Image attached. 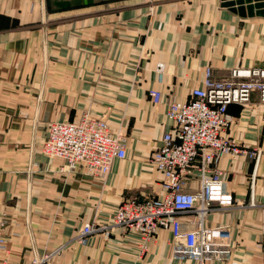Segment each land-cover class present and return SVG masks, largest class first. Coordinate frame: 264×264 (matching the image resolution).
<instances>
[{
  "label": "crops",
  "instance_id": "1",
  "mask_svg": "<svg viewBox=\"0 0 264 264\" xmlns=\"http://www.w3.org/2000/svg\"><path fill=\"white\" fill-rule=\"evenodd\" d=\"M223 0H0V219L6 250L0 260L28 264L66 244L53 264H200L173 255V235L160 230L142 253L139 235L97 231L75 240L85 222L111 223L130 196L164 194L151 162L165 132L169 102L185 101L234 67L264 68V16H242ZM158 70H163L162 79ZM162 93L155 103L149 91ZM108 113L127 138L126 157L106 179L60 170L44 152L50 123L83 113ZM226 134L260 151L258 158L225 154L217 165L235 204L209 212L210 226L228 225L238 264H264V103L228 107ZM192 188L197 182H192ZM255 199L256 205L247 203ZM196 214H186L183 226ZM204 264H232L210 260Z\"/></svg>",
  "mask_w": 264,
  "mask_h": 264
},
{
  "label": "built area",
  "instance_id": "2",
  "mask_svg": "<svg viewBox=\"0 0 264 264\" xmlns=\"http://www.w3.org/2000/svg\"><path fill=\"white\" fill-rule=\"evenodd\" d=\"M211 75L212 69L207 67L203 87L194 88L185 101L172 100L168 104L166 116L173 128L165 132L161 145L151 155V162L162 173L164 194L123 199L111 224L85 222L75 240L87 245L97 231L123 228L137 233L141 248L147 249L160 230H168L173 235V255L177 258H191L200 264L210 260L238 264L233 257L230 226H210L206 219L210 211L235 204L233 194L224 189L227 175L217 165L219 159L225 154L249 159L260 155L257 148L240 144L225 132L232 121L230 104L248 102L254 91L264 103V68L234 67L223 81H213ZM149 96L155 103L163 98L155 89L149 91ZM86 113L81 120L50 123L44 152L51 154L48 146L62 139L66 144L54 156L64 161L60 170L74 171L83 164L87 175L106 179L114 160L126 157L127 138L111 132L105 115L91 117ZM192 182H197L195 188ZM256 203L251 199L247 204ZM189 213H195L196 219L187 215L189 222L183 226L182 218ZM6 226V218H1L0 251L6 250ZM65 247L66 244L46 251L28 264H53ZM0 264L11 263L3 259Z\"/></svg>",
  "mask_w": 264,
  "mask_h": 264
},
{
  "label": "water",
  "instance_id": "3",
  "mask_svg": "<svg viewBox=\"0 0 264 264\" xmlns=\"http://www.w3.org/2000/svg\"><path fill=\"white\" fill-rule=\"evenodd\" d=\"M223 3L242 16H264V0H223Z\"/></svg>",
  "mask_w": 264,
  "mask_h": 264
},
{
  "label": "bare ground",
  "instance_id": "4",
  "mask_svg": "<svg viewBox=\"0 0 264 264\" xmlns=\"http://www.w3.org/2000/svg\"><path fill=\"white\" fill-rule=\"evenodd\" d=\"M240 67V66H239ZM243 68H245V67H243ZM248 68H251V67H248ZM255 68H260V67H255ZM158 75H159V77H160V79H162V75H163V70H158ZM196 88H198V87H196ZM156 90V89H155ZM159 91V90H158ZM161 92V91H160ZM178 101H181V100H178ZM85 114H87L86 112L85 113H83V115L81 116V118H79V120H81L82 119V117L85 115ZM103 115H105L106 116V119H107V121H108V115H107V113H104V114H102V115H100V116H98V117H102ZM89 116H91V117H93L90 113H89ZM94 117H96V116H94ZM63 121H68V120H63ZM57 122H62V121H57ZM108 124H109V126H110V129H111V132L113 133V134H115L114 132H113V130H112V126H111V124L109 123V121H108ZM50 126H51V124H50ZM50 129V128H49ZM118 133H122L124 136H125V134L123 133V132H118ZM118 133H116V134H118ZM49 136V135H48ZM126 137V136H125ZM65 144H66V141H64V140H62V139H56L50 146H48V152L49 153H51V154H48V155H50V156H55L56 155V152L58 151V149L60 148V147H62V146H65ZM43 149H44V147H43ZM113 164V163H112ZM111 168H112V166H111ZM110 171H111V169H110ZM110 173V172H109ZM109 175V174H108ZM123 201V200H122ZM121 201V202H122ZM121 202H120V204H121ZM119 204V205H120ZM118 205V206H119ZM118 208V207H117ZM117 208H116V210H117ZM116 210H115V212H116ZM115 212H114V214H115ZM114 214H113V218H114ZM98 223H100V222H98ZM112 223V222H111ZM111 223H106V224H103V225H108V224H111ZM101 224V223H100ZM145 248H143L142 249V251H145V250H147L148 249V246H147V249H145Z\"/></svg>",
  "mask_w": 264,
  "mask_h": 264
},
{
  "label": "rangeland",
  "instance_id": "5",
  "mask_svg": "<svg viewBox=\"0 0 264 264\" xmlns=\"http://www.w3.org/2000/svg\"><path fill=\"white\" fill-rule=\"evenodd\" d=\"M107 115L109 116V114L107 113ZM130 197H135V196H130Z\"/></svg>",
  "mask_w": 264,
  "mask_h": 264
}]
</instances>
